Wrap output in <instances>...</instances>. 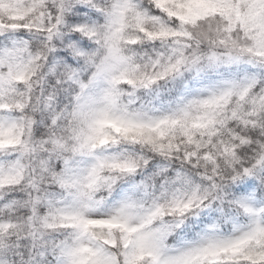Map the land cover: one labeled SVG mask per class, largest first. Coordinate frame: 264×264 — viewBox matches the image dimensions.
Instances as JSON below:
<instances>
[{
    "label": "snow or ice",
    "instance_id": "6c2138e0",
    "mask_svg": "<svg viewBox=\"0 0 264 264\" xmlns=\"http://www.w3.org/2000/svg\"><path fill=\"white\" fill-rule=\"evenodd\" d=\"M0 264H264V0H0Z\"/></svg>",
    "mask_w": 264,
    "mask_h": 264
}]
</instances>
